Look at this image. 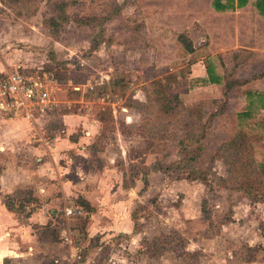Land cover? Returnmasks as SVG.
<instances>
[{
    "label": "rangeland",
    "instance_id": "obj_1",
    "mask_svg": "<svg viewBox=\"0 0 264 264\" xmlns=\"http://www.w3.org/2000/svg\"><path fill=\"white\" fill-rule=\"evenodd\" d=\"M60 1L0 0V80L16 69L40 78L58 106L36 125L63 134V115L70 114L73 134L98 129L95 148L106 146L100 155L116 168L108 182L99 180L105 162L92 153L86 183L62 182L69 194L52 202L56 226L78 247L81 264H264V109L248 94L264 93V22H255L263 33L252 35L248 19L236 25L231 9L216 10L213 0H67L70 18L54 31L48 23L58 19ZM94 15L111 16L102 26L76 21ZM181 33L195 52L185 49ZM96 83L107 85L102 95L91 90ZM169 94L183 106L167 112ZM246 110L252 117L242 116ZM10 112L0 108V116ZM185 163L209 183L190 179L188 167L178 168ZM83 190L102 210L67 218L65 205L86 208ZM28 192L30 205L32 189L4 197L19 203ZM91 226V236L80 234ZM26 257L4 264H43Z\"/></svg>",
    "mask_w": 264,
    "mask_h": 264
},
{
    "label": "crops",
    "instance_id": "obj_2",
    "mask_svg": "<svg viewBox=\"0 0 264 264\" xmlns=\"http://www.w3.org/2000/svg\"><path fill=\"white\" fill-rule=\"evenodd\" d=\"M256 1L248 0L244 6H237V2H235L236 7L230 8L231 13L229 14H233L235 17L236 25L238 22L243 23L244 18L248 19L251 34L261 35L263 30L260 29L259 24L260 21L264 22V14L256 7ZM46 114L47 111L39 112L36 117L29 118L21 113L14 114L10 112V118L0 116V126L3 129L0 132V163H4V166L2 165L3 171L0 172V264H4L9 259L11 262L15 261L20 256H27L24 259H28L29 256L36 260H39L38 257L42 258L43 264H49L50 262L52 264H73L74 262L75 264H81L78 247H75L71 238L70 241L66 239V242L64 241V238L68 235H65V229L56 226L57 222L53 219L56 211L51 206H53L52 202L55 201L56 197L63 196L65 199L69 194L67 184L61 186L62 182L67 183L68 180L72 179L73 182L81 180L86 183L89 176L83 173L84 170H88L90 167L92 153L93 155H100L102 151H105L106 146L100 149L95 148V141L93 140L99 130L94 127L89 129L86 127L82 130L83 134L80 136L73 134L75 129L69 124L70 117L68 115L70 114L63 115V122L66 127L63 134L49 135L46 128L36 125L37 123L42 124L41 120L43 122L47 120L48 117L43 119ZM77 115L80 120L82 116ZM83 118L86 117L83 116ZM94 122L99 124L97 120H94ZM8 126L10 131L7 129ZM99 135L100 132L97 137ZM26 136H28V141L23 140ZM14 153H17V155L22 153V157L13 162L15 164H11V157ZM83 155H85V158ZM100 156L98 158H102L101 163L103 161L105 163L101 168L98 167V179L108 182V175L112 174L113 176L116 168L111 161L108 162L102 155ZM8 161L9 165H6ZM24 189H32L33 196L38 202L31 203L29 205L31 207L28 206L29 209L24 212L10 210L6 205L4 194H13L17 190ZM82 194L83 197H81L89 202L91 206H96L98 212L102 210L99 203L96 205L93 203L88 191L83 190ZM69 205L83 207L76 202ZM84 210L86 212L85 208ZM20 216H23V219H20ZM96 216H98L97 212H93L92 217ZM113 228L116 233H129V231ZM41 230L46 231V236L41 235ZM89 230L93 231V226L87 229L88 236H91ZM6 232L11 234L10 237L5 235ZM79 233H75V236L80 240L81 235L79 236ZM16 243L26 246L28 249L19 253L16 249ZM46 258L49 261L46 262ZM52 259L53 261H51Z\"/></svg>",
    "mask_w": 264,
    "mask_h": 264
},
{
    "label": "trees",
    "instance_id": "obj_3",
    "mask_svg": "<svg viewBox=\"0 0 264 264\" xmlns=\"http://www.w3.org/2000/svg\"><path fill=\"white\" fill-rule=\"evenodd\" d=\"M235 2H237V6H244L245 4H247L248 0H213V5L215 7L216 10H219V11H224V10H227V9H230V8H235L236 5H235ZM69 1L67 0H62L60 1L58 4H56L55 6V9L58 11V15H57V20H52L50 21L48 24L49 26L53 27L54 28V31H58L59 28H60V23H63L65 21H68L69 18H70V15L69 13L66 11V7L69 5ZM255 5L256 7L260 10V12H262L264 14V0H257L255 2ZM123 8V4H120V5H117V8H116V14L119 13ZM111 15H108L106 17H103V18H100V17H97L96 15L94 16H80V17H77L76 21L79 23V24H86V25H92L93 22H97L99 23L100 26H102L105 22V20L109 19ZM105 29L104 27L101 28V32H103ZM179 40L183 43L185 49L188 51V52H195V46H194V43L193 41L187 36V35H184L183 33H181L179 35ZM208 70H209V76L211 78V80L213 82H219L220 81V78L215 76L214 75V72L212 71L213 69L211 68V65H209L208 67ZM22 73V72H21ZM23 74V73H22ZM24 75V74H23ZM118 82L117 81H114V87L115 85L117 84ZM106 84H98L96 83L94 85V87L91 89L93 90V92H95L96 94L98 93H101L100 95H102L103 93V88H106ZM166 89H168L166 87ZM249 95H253L255 96V98H257L259 101H260V105L258 107L264 109V93H248ZM166 99V109H167V112L169 111H173V110H177L179 109L180 107L183 106L180 98L178 95H174V94H169L168 97L165 98ZM252 104V103H251ZM242 116L244 117H252L253 113L251 110H246L244 111L243 113H241ZM258 128L260 130V133L261 135L264 137V117L262 118L261 122L258 123ZM244 143L241 142V144L239 146H243ZM190 160H193L195 158V155H192L191 157H189ZM261 166L264 168V159L261 163ZM188 167V171L186 170H183L185 172H188V177L190 179H201L203 180L205 183H209L208 179H207V175L205 172H200L198 169L192 167V165L190 163H185L184 166H179L178 168H186ZM169 168H173V166H168L166 169L164 170H169ZM154 170V169H153ZM159 170H163L162 167H159V168H156L155 171H159ZM148 172L146 171V173H144L143 175V182H144V187H143V191L146 190V187L148 186ZM222 179V178H221ZM240 188V187H239ZM28 196H30V192H28V195H27V198L24 199V200H21L19 203H15V201L13 199H7L6 201V205L7 207L10 209V210H13V211H17V212H24L25 210H27L28 206L27 204L29 205V201L30 199L28 198ZM35 202H38L36 199H34ZM31 203V202H30ZM82 203L83 205L86 206V212H92L94 211V208L91 206V204L89 202H87L86 200H82ZM18 206H16V205ZM33 204V203H32ZM31 205V204H30ZM16 206V207H15ZM85 216V215H84ZM85 218H88L87 216H85ZM86 221V220H85ZM86 224V223H85ZM81 235H86V232L84 229L82 231H80ZM41 235L42 236H46V231L45 230H41ZM88 235V233H87ZM185 251H183L184 253Z\"/></svg>",
    "mask_w": 264,
    "mask_h": 264
},
{
    "label": "built area",
    "instance_id": "obj_4",
    "mask_svg": "<svg viewBox=\"0 0 264 264\" xmlns=\"http://www.w3.org/2000/svg\"><path fill=\"white\" fill-rule=\"evenodd\" d=\"M56 105L58 102L38 77L25 76L16 69L0 80V108L34 118L37 113L53 109ZM63 210L67 217L85 214L84 208L78 205H68ZM65 239L70 241L69 236Z\"/></svg>",
    "mask_w": 264,
    "mask_h": 264
}]
</instances>
